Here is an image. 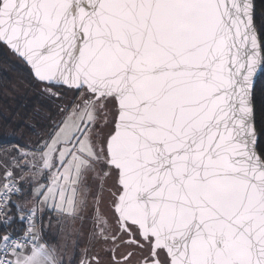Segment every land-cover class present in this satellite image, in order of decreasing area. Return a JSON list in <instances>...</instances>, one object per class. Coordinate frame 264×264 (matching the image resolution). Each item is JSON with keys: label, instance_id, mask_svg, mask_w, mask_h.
Listing matches in <instances>:
<instances>
[{"label": "snow or ice", "instance_id": "snow-or-ice-1", "mask_svg": "<svg viewBox=\"0 0 264 264\" xmlns=\"http://www.w3.org/2000/svg\"><path fill=\"white\" fill-rule=\"evenodd\" d=\"M0 264H264V0H0Z\"/></svg>", "mask_w": 264, "mask_h": 264}, {"label": "trees", "instance_id": "trees-1", "mask_svg": "<svg viewBox=\"0 0 264 264\" xmlns=\"http://www.w3.org/2000/svg\"><path fill=\"white\" fill-rule=\"evenodd\" d=\"M3 75H5V73H3L2 68H0V76H3ZM1 101H3V100H0V103H1Z\"/></svg>", "mask_w": 264, "mask_h": 264}, {"label": "rangeland", "instance_id": "rangeland-1", "mask_svg": "<svg viewBox=\"0 0 264 264\" xmlns=\"http://www.w3.org/2000/svg\"><path fill=\"white\" fill-rule=\"evenodd\" d=\"M0 100H3V94H2V92H0ZM1 103H3V101H1Z\"/></svg>", "mask_w": 264, "mask_h": 264}]
</instances>
